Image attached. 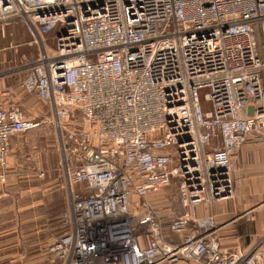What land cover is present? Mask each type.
Wrapping results in <instances>:
<instances>
[{"label":"built area","instance_id":"built-area-1","mask_svg":"<svg viewBox=\"0 0 264 264\" xmlns=\"http://www.w3.org/2000/svg\"><path fill=\"white\" fill-rule=\"evenodd\" d=\"M9 26L25 28L38 56L0 71V171L13 135L33 125L12 98L20 75L21 93L49 109L65 175L54 259L262 264L258 247L230 255L210 235L163 240L153 196L177 178L189 207L242 183L235 153L264 141V0H0L2 35ZM189 219L178 214L169 230Z\"/></svg>","mask_w":264,"mask_h":264},{"label":"rangeland","instance_id":"rangeland-1","mask_svg":"<svg viewBox=\"0 0 264 264\" xmlns=\"http://www.w3.org/2000/svg\"><path fill=\"white\" fill-rule=\"evenodd\" d=\"M37 56L38 47L30 44L23 27L9 26L5 35L0 31V71L24 58L33 59ZM20 78V75L14 77L12 98L19 96L20 99L23 96L20 94ZM22 99L25 118L33 125L11 138L10 156L7 165L0 171V211L12 212H2L0 218L12 220V223L7 224L19 222L22 240L27 242L31 239L37 243L36 253L39 255L46 250L49 252L51 243L63 231L61 218L69 201L49 109L33 101V105H29L26 103L29 97ZM40 170L45 171L44 176L39 175ZM178 184L179 180L175 178L170 185L177 187ZM167 192L171 197L172 189ZM170 197L161 198L159 207L169 206ZM29 245L32 244H25L26 250ZM9 250L12 251L11 248L6 249ZM30 250L33 251V248Z\"/></svg>","mask_w":264,"mask_h":264},{"label":"crops","instance_id":"crops-1","mask_svg":"<svg viewBox=\"0 0 264 264\" xmlns=\"http://www.w3.org/2000/svg\"><path fill=\"white\" fill-rule=\"evenodd\" d=\"M20 94H22L21 91ZM22 97L20 100H23ZM31 101L35 102L34 104L44 105L34 97H29L26 103L33 105ZM234 161L237 175L241 177L242 183L236 187L231 198L185 207L179 200V184L177 187L175 185L165 186L161 192L153 196V199L159 201L165 196L170 197L167 190L172 189L173 191L170 205L159 207L157 211L158 216L165 221L161 238L171 244H180L187 236L210 235L217 238L223 251L236 256L247 254L254 247H258L262 264H264V141L249 140L235 153ZM133 201L134 222L139 227L142 243L146 244L149 229L141 223L144 211H141L138 198H134ZM2 212L12 211H0V214ZM182 213H187L190 218L186 230L181 234L171 232L167 224ZM7 223H12V220L0 218V264H37L40 262L60 264L59 260L50 255V251L46 250L38 255L35 245L37 243L30 241L31 239L27 242L25 239L22 240L18 230L19 222L15 225ZM25 244L32 245H29L26 250ZM8 248L12 251H6ZM31 248L33 251L30 250ZM179 264L201 263L185 259Z\"/></svg>","mask_w":264,"mask_h":264}]
</instances>
